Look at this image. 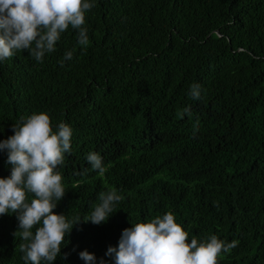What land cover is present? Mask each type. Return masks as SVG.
<instances>
[{"label": "trees", "instance_id": "16d2710c", "mask_svg": "<svg viewBox=\"0 0 264 264\" xmlns=\"http://www.w3.org/2000/svg\"><path fill=\"white\" fill-rule=\"evenodd\" d=\"M95 4L86 47L69 26L42 62L26 50L0 61V141L33 113L73 129L53 211L84 217L99 193L124 197L107 222L76 224L52 264H85V249L114 264L105 253L125 228L168 211L189 242L238 241L218 264H264V0ZM194 83L199 100L188 95ZM184 107L191 116L178 115ZM7 156L0 150V177L11 173ZM17 229L16 213L0 215V264H25Z\"/></svg>", "mask_w": 264, "mask_h": 264}, {"label": "clouds", "instance_id": "9594fccd", "mask_svg": "<svg viewBox=\"0 0 264 264\" xmlns=\"http://www.w3.org/2000/svg\"><path fill=\"white\" fill-rule=\"evenodd\" d=\"M95 6V0H0V61L26 50L42 62L46 53L55 51L69 26L77 30L78 44L86 47V13ZM72 57L73 52L67 51L60 65L63 67L64 61ZM188 95L199 100L201 86L192 84ZM185 114L192 115L190 107L178 113L181 118ZM12 127L14 134L0 141V150L7 151V163L11 165L10 175L0 177V215L17 214L18 229L13 234L27 242L19 245L25 264H52L61 254L65 236L76 224L81 220L95 225L107 222L124 197L115 188L101 192L99 203L84 217L69 218L54 212L66 193L57 167L63 165L65 153L72 151L73 129L60 122L54 130L48 112L22 117ZM193 129L195 136L198 120ZM86 158L93 170L103 174L100 154L89 152ZM237 245L236 240L226 242L216 235L202 241L192 237L189 242V232L168 211L146 222L132 223L122 231L118 245L108 247L105 256L114 264H218L221 253H228ZM79 256L85 264H97L95 253L87 249ZM99 264L108 261L100 258Z\"/></svg>", "mask_w": 264, "mask_h": 264}]
</instances>
